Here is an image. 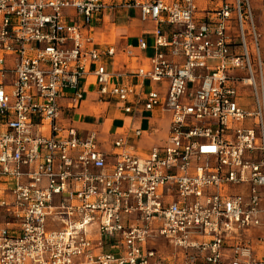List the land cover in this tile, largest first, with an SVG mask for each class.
Returning <instances> with one entry per match:
<instances>
[{"label": "built area", "instance_id": "obj_1", "mask_svg": "<svg viewBox=\"0 0 264 264\" xmlns=\"http://www.w3.org/2000/svg\"><path fill=\"white\" fill-rule=\"evenodd\" d=\"M113 8L152 23L134 82L92 32ZM263 41L250 0H0V264H264ZM90 91L168 113L163 143L80 127Z\"/></svg>", "mask_w": 264, "mask_h": 264}, {"label": "crops", "instance_id": "obj_2", "mask_svg": "<svg viewBox=\"0 0 264 264\" xmlns=\"http://www.w3.org/2000/svg\"><path fill=\"white\" fill-rule=\"evenodd\" d=\"M250 3L254 12V18L258 31L264 34V0H250ZM114 10H117V12L112 14ZM151 27L152 23L142 22L139 19L138 11L133 8H113L103 15L101 22L95 24L92 32L100 46L114 45L116 48H118V50L127 43H130L134 46L133 50L136 56L127 57L120 51H117L116 55L113 56L112 59H107L106 68L109 72H113L114 74H123L121 76H115L114 81L118 83H129L135 81L133 77L125 76L124 73L137 65L146 64L148 57L152 55L153 49L151 47V43L148 42V35H145L148 42V48L146 50L141 51L135 46L136 38L142 34L144 35ZM239 95V104L245 109H250L251 98L248 87L240 86ZM93 97L94 94L91 91L88 92L86 101L83 102L81 106L74 112L75 117H81L84 120L91 119V121H76L77 124L80 127H88V122L97 121L98 124L96 125L102 128L108 124L107 131L100 135L103 138L109 140L113 137L112 133L120 132L122 129H141L140 126H143L144 120L147 119L150 129L147 130L148 128H142V137L131 141L134 151L140 154L145 153L149 147L143 149L137 144H141L142 141L148 143L154 141L152 139V135L157 132L155 125L158 118L157 114L161 112L158 109L145 111L139 107L135 112L123 113L117 103L97 104L93 101ZM144 114H147L148 116L145 117ZM116 121H120L122 123L119 126L114 127L113 123ZM168 122L169 116L168 121L166 122V129ZM107 143L108 142L104 144L107 145L104 149L110 150V146H108Z\"/></svg>", "mask_w": 264, "mask_h": 264}, {"label": "rangeland", "instance_id": "obj_3", "mask_svg": "<svg viewBox=\"0 0 264 264\" xmlns=\"http://www.w3.org/2000/svg\"><path fill=\"white\" fill-rule=\"evenodd\" d=\"M116 12H117V10H114L112 12V14L113 13H116ZM147 38H148V42L151 43L150 37L148 36ZM144 115H145V117L148 116L147 114H144ZM157 115H158L157 116L158 118H157V121L155 123L156 128H157V132L154 135H152V139L154 141L153 142L151 141L149 143L142 141L141 144L140 143L137 144L138 146L140 145V147L143 148V149H146V148H148V147H150V146H152L154 144L163 143L164 134L166 132V122L168 121V116L169 115H168V113H158ZM74 120L75 121H79V122L81 121L82 122V120H84V119H82L81 117H74ZM84 121H91V119H85ZM121 123L122 122H120V121H116L115 123H113V126L114 127L115 126H119ZM107 125L108 124H106L103 128L102 127H99L98 128V132L101 135L103 133H105V131H107ZM148 126H149V124L147 123V119H145L144 120V125L143 126H140V127H141V129L142 128H148L147 130H149L150 129V126L149 127ZM100 141H101V138H100ZM105 146H107V145H103L104 148H105Z\"/></svg>", "mask_w": 264, "mask_h": 264}]
</instances>
